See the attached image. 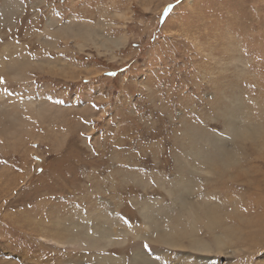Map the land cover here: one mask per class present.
<instances>
[{
	"label": "rangeland",
	"instance_id": "374dc122",
	"mask_svg": "<svg viewBox=\"0 0 264 264\" xmlns=\"http://www.w3.org/2000/svg\"><path fill=\"white\" fill-rule=\"evenodd\" d=\"M0 78V264H264V130L233 138L225 114H264V0H0ZM188 126L244 165L192 168V200L251 218L221 250L155 243L143 216L170 205Z\"/></svg>",
	"mask_w": 264,
	"mask_h": 264
},
{
	"label": "bare ground",
	"instance_id": "6f19581e",
	"mask_svg": "<svg viewBox=\"0 0 264 264\" xmlns=\"http://www.w3.org/2000/svg\"><path fill=\"white\" fill-rule=\"evenodd\" d=\"M261 108L259 107L258 111H261L260 113L263 114L264 107L261 106ZM225 114H227L226 122L228 131H230L233 138L238 137L245 139V137L249 135L253 139H258L263 134L264 114L261 117H254L252 121L253 124H251L253 127L247 125L248 117L247 120H245L243 109L238 106H231ZM239 115L242 116V122L237 121L239 118H236V116ZM249 129L255 130L251 131ZM187 130H189L190 133H186L187 137H185V135L184 137L187 139V149L188 151L190 150V153L185 154L183 152L184 157L178 158V171L175 177L172 178L173 180L167 181L162 178V183L167 188L168 196L171 197L170 205H165L162 198L145 201L142 207L143 216L149 226L154 230L152 241L155 243L164 244L169 247H184V242H186L187 247L198 252H210L212 248H214L213 246H215V250H219V248L221 250V246L226 245L227 240L226 237L219 234V232H227L231 230L234 225L238 226L237 224H239V226L243 223L248 224L251 222V218L248 217L247 211L239 210V212L236 213L238 211V207L236 206L237 209L233 212L236 213L234 221L231 218L232 215H230L229 219L225 216L223 220L218 215L220 202H213L210 200L212 197L210 199L208 197H203L204 199L201 201L192 200L196 189L201 186L198 183L199 181L197 182V178L192 175V168L203 166L211 170V163L214 161L222 163L220 167L222 170L225 169V166H231L232 164H236L240 169L243 168L244 165L239 164V161L235 158V150L228 148L229 146L225 142H214L211 146V150H206L202 148L201 145H198L201 137L200 132L197 131L195 133L189 126ZM262 146H264V143H262ZM196 164H198L197 167ZM251 179L252 178L248 179L247 182L252 183ZM257 184H260V182ZM258 186L259 185H255V188L259 189ZM217 194H215L213 198L219 196V194ZM263 201V196H258L257 199L254 200V205H256V207L259 205L262 206L264 204ZM95 220L96 221H93L91 225L86 224L87 228L88 226L96 228L94 230L95 235L91 238L86 236V240L89 241L90 239V243L97 245L103 237H113L112 233L107 229L111 228L115 222L109 217L102 220L96 218ZM101 225L104 227L103 229H99ZM204 237H213V243L210 245ZM137 252L138 253L135 255L136 264H159V259H157V257L152 259L145 256L139 250ZM205 261L207 262V260ZM190 264H194V262L192 261Z\"/></svg>",
	"mask_w": 264,
	"mask_h": 264
},
{
	"label": "snow or ice",
	"instance_id": "6c2138e0",
	"mask_svg": "<svg viewBox=\"0 0 264 264\" xmlns=\"http://www.w3.org/2000/svg\"><path fill=\"white\" fill-rule=\"evenodd\" d=\"M0 82H2V78H0ZM157 259H159V257H157Z\"/></svg>",
	"mask_w": 264,
	"mask_h": 264
}]
</instances>
